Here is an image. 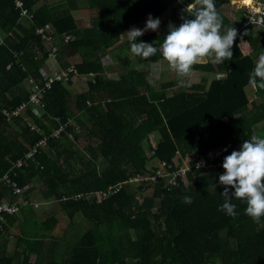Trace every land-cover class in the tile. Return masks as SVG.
I'll use <instances>...</instances> for the list:
<instances>
[{
    "label": "trees",
    "instance_id": "obj_1",
    "mask_svg": "<svg viewBox=\"0 0 264 264\" xmlns=\"http://www.w3.org/2000/svg\"><path fill=\"white\" fill-rule=\"evenodd\" d=\"M75 1L21 0L17 8L14 0H0V178L9 173L19 188L39 185L37 198L53 200L57 208L43 222L29 207L22 209L23 215L29 213L22 221L7 215L0 264H264V217L254 222L245 214L246 202L235 197V217L219 210L225 199V186L219 184L224 157L252 135L264 137V89L248 94L249 74L264 47V23L239 30L243 18L237 24L218 11L229 0H214L224 27L237 29L232 60L217 64L209 57L193 66L202 74L198 84L156 89L152 66L165 61L160 49L168 25L182 23V9L192 0H84L95 15L80 24L73 15ZM149 14L161 24L137 38L157 48L154 57L143 59L131 52L125 32L134 25L143 29ZM45 26L54 29L46 34L48 47L35 34ZM53 47L58 67L74 72L46 89L48 74L39 70ZM79 77L89 78L87 88L75 93ZM33 87L43 106H29L7 120L4 111L27 101ZM44 137L46 144L35 147ZM217 147L222 149L215 154ZM31 148L36 149L31 158L16 167ZM197 153L212 167L195 170L189 162L186 183L145 180L137 186L125 183L103 200L96 195L146 175L151 155L174 170L176 157L182 163ZM151 188L152 196L145 197ZM30 192L12 197L2 185L0 198L22 204ZM57 215L69 222L81 218L89 227L67 242L56 227ZM13 226L20 235L11 242Z\"/></svg>",
    "mask_w": 264,
    "mask_h": 264
},
{
    "label": "clouds",
    "instance_id": "obj_2",
    "mask_svg": "<svg viewBox=\"0 0 264 264\" xmlns=\"http://www.w3.org/2000/svg\"><path fill=\"white\" fill-rule=\"evenodd\" d=\"M182 12L186 13L180 17L182 23L179 26L169 23L160 49L163 59L178 76L190 77L193 66L204 63L209 57L217 64L232 60L237 29L224 27L214 0H192ZM160 24L159 18L149 14L143 29L132 27L125 32L134 55L143 59L156 55L154 43L137 42V38L149 30L157 31ZM180 83L183 84L184 80ZM249 83L253 88L264 89V53L260 54L249 74ZM200 166L197 165L198 168ZM222 168L225 171L219 175V184L225 186L221 194L225 199L219 210L235 217L238 214L236 205L231 202L235 197L246 202L245 214L259 223L264 217V137L254 134L246 139L239 150H233L224 157ZM229 186L234 189L231 193ZM183 201L191 204L192 198L185 196Z\"/></svg>",
    "mask_w": 264,
    "mask_h": 264
},
{
    "label": "built area",
    "instance_id": "obj_3",
    "mask_svg": "<svg viewBox=\"0 0 264 264\" xmlns=\"http://www.w3.org/2000/svg\"><path fill=\"white\" fill-rule=\"evenodd\" d=\"M14 4L17 8H20L22 6L21 0H14ZM245 11L242 15L243 17V22H242V27L245 26H257L261 27L264 23V3L257 1L254 3V5L250 7H244ZM21 15L26 16L27 13L26 11H23ZM30 23V22H29ZM54 32L53 27L51 26H45V28H39L35 30V34L39 35L41 38L45 39L46 42H48V36L46 35L47 33ZM70 37H66L65 41H68ZM49 44V43H48ZM50 45V44H49ZM56 57H57V48L53 47L50 50L49 58L47 61H49L50 65L56 62ZM74 70L73 68H69L67 70L60 69L58 67V70L54 72V74H48L47 75V83L45 85L46 89H49L50 86L55 83V82H66L69 78L70 74H73ZM38 90L36 87L31 88L30 94L28 96V100L21 103L17 107V109L7 112L4 111V115L7 117V120H9L11 117L10 116H17L18 114H24L26 110L28 109L29 106H43L40 103V99L38 97ZM28 118H25L27 121ZM33 127L31 126V129ZM63 128L60 127L56 130H53L52 135L57 136L60 131ZM71 139L72 136L69 134L68 135ZM46 144V138L44 137L40 141L35 144V147L39 146H44ZM36 151L35 148H31L25 155V158L22 160L17 161L15 164L16 167H21L23 164L24 160L30 159L32 154ZM192 156V155H191ZM188 164L187 166H183L182 163L179 162V166L174 165V167H177L178 169L172 170L173 168L171 165H169L167 162H160L157 160L153 159V156L151 155L148 159V165L149 167L147 168V174L142 175V176H137L128 179L125 182L115 184L113 186H108L104 191L102 192H97L96 195L100 200H103L115 193H117L120 189L121 186L125 183H133L132 181L135 182H140L142 183L143 181L151 182V183H156L159 181H164L166 184H175L178 179H182L183 177L186 176V173L191 171L190 163L189 162H194V169L195 170H201V169H209L212 167L211 164L207 163L205 160V157L202 154H194L193 157H190V161H187ZM182 164V165H181ZM201 165L199 168L197 165ZM6 186L7 191L10 192L12 197H22L23 193L25 192L26 188H19L17 186V183L13 181L9 177V173L4 174L0 178V188L1 186ZM28 200H22V204H16L15 201L12 200H6L3 198H0V234L3 233L4 231V225L6 224V216H14L18 215L20 213V210L25 207H34V208H39L41 205L45 204L44 202H39L33 198L32 196H29ZM88 197V196H87Z\"/></svg>",
    "mask_w": 264,
    "mask_h": 264
},
{
    "label": "rangeland",
    "instance_id": "obj_4",
    "mask_svg": "<svg viewBox=\"0 0 264 264\" xmlns=\"http://www.w3.org/2000/svg\"><path fill=\"white\" fill-rule=\"evenodd\" d=\"M230 1L232 2V5L231 6L229 5L230 8H227V7L223 8L224 10H226L229 13H234L235 12L234 8L239 10V8H241L242 6L250 7V6L254 5L253 0H246L245 5H242L240 3L243 0H230ZM75 4H76L77 9H75L73 11V15H74L76 21L78 22V24H80L82 22V20H87V21L90 20L95 15L94 13L91 12L92 10L88 9V6L84 0H76ZM224 10H223V12H225ZM168 15H169V13L167 12L165 14V16H168ZM145 19H147V18H145ZM132 27L140 28L139 26H135V25ZM132 27H130L128 30H130ZM45 44H46L45 45L46 47L49 46L48 42H45ZM115 46L119 47L120 46L119 42H117ZM104 60L107 61L106 59H104ZM161 63H163L162 64V66H163L162 71H160V73H158V71H159L158 69H159ZM161 63L159 62V63H157V65L152 66V71L156 74V76H154L152 79V80H154V83L156 84V89H158L159 86L162 84H167V83L175 84L177 82L180 83L181 80H184V83L181 85L182 87H185L186 85L198 84L201 80L200 77H202L201 76L202 74H200V73H196V76L194 73H192L190 75V77H180V76H178V74L175 73L176 72L175 70H173L172 68H170L168 66L166 61L165 62L161 61ZM104 64H106V62H104ZM116 64L120 65L121 63L118 62ZM57 70H58V64L57 63H53L52 65H50L49 61L46 60L45 64L43 65V68H41L39 70V75L46 76L47 74H49V75L54 74V72ZM177 77H179V80H177ZM107 78H114V77L109 76V74H108ZM88 79L89 78H87V77H79L78 81L75 82L74 87H73L75 93H81L82 90H86ZM210 81H211V79L208 80V82H210ZM175 89L176 88H174L172 90H168V95L170 96L171 93ZM27 121L29 122L28 119H27ZM153 139H154V141H156L158 139L157 133L153 134ZM88 141H90V140H88ZM80 144H81V146H83L82 150H84V148L87 145L86 141L84 139H81ZM88 144H90V142H88ZM220 149H222V148L217 147V148H215V150L213 152L215 154H218L220 152ZM85 155L88 158L87 153H85ZM193 155L191 157H193ZM173 163H174V165L179 166V157H176L174 159ZM182 164H183V166H187L188 162L184 161V163H182ZM97 165L99 166V163ZM148 167H149V165H147V168ZM182 180L185 183L187 182L186 177H183ZM132 182L133 183H130V184H134V186H137L140 183V182H135V181H132ZM32 188H34V191H32V193H30V194L33 195V198H37L36 194L39 192L38 189H41V188L40 187H34L33 184H32ZM152 192H153L152 188L148 189V190L144 191V196L145 197H151ZM37 200L39 202L43 201V199H40V198H37ZM48 204H47L48 206L46 209L34 208L32 206H30L29 208H30L31 212H33L35 217L39 218L41 221H44L49 216V215H45V212H48L50 209V206L54 205V201L52 200V201H50V203L48 201ZM22 209L20 210V213L17 215L18 221H22L24 216H26L27 218L29 217V213L26 214V212H25V214L23 215ZM55 210H57L56 207H55ZM56 217L59 220V222L56 225L57 229H59V234L64 235V236H62L63 237L62 240H65V241L70 242V243L75 242L77 239V236L79 237V235L83 234L85 229H87L89 227V225L86 223V221L81 219V218H76L72 222H69V221H66L65 219L61 218V216L57 215ZM11 244L12 243H10V245ZM33 258L34 257L32 256L31 257L32 262L34 260Z\"/></svg>",
    "mask_w": 264,
    "mask_h": 264
},
{
    "label": "crops",
    "instance_id": "obj_5",
    "mask_svg": "<svg viewBox=\"0 0 264 264\" xmlns=\"http://www.w3.org/2000/svg\"><path fill=\"white\" fill-rule=\"evenodd\" d=\"M257 1H260V2H264V0H253V2L255 3V2H257ZM231 3V4H230ZM232 5V2L229 0V4H227V5H225V6H223L222 8H220L218 11L220 12V14H223V16L225 17V18H227V20L228 21H230V22H235V23H239L240 22V19L241 18H243L242 17V15H243V13H244V11H245V9H244V7H246V6H242L241 8H239V10L238 9H235L234 8V10H235V12L234 13H229V12H227L226 10H224L223 8L224 7H227V8H230V6ZM241 5V4H240ZM223 10L225 11V12H223ZM238 10V11H237ZM241 28H242V23L239 25V30H241ZM260 45V44H259ZM258 47V46H257ZM261 53H264V47H261L260 48V51L259 52H257V56H256V60H255V65H256V63L258 62V59H259V56H260V54ZM165 62V61H164ZM161 63V62H160ZM162 64L163 63H161V65H160V70L162 71ZM176 73V72H175ZM192 73H194L195 74V76H196V72H193L192 71ZM191 73V74H192ZM177 74V73H176ZM177 80H179V77H177ZM186 81V80H185ZM252 87V86H251ZM252 90H254V88L252 87L251 88V90H250V88L248 89V94H249V98H250V94H251V92H252ZM34 185V184H33ZM34 187H40V186H38V185H34ZM27 188H29V189H31V192L30 193H32V191H34V188H32V184H29L27 187H26V189ZM39 190V192L41 191V189H38ZM29 196H32L31 194H29ZM38 201V200H37ZM45 204H43V206H41L40 207V209H46L47 208V206L49 205L48 204V201H46V202H44ZM50 203V202H49ZM48 204V205H47ZM57 210H55V206H50V209H49V211L48 212H45V215H49L50 213H55ZM40 222H43V221H41L39 218H37ZM6 225V224H5ZM2 234V236H4V235H7V231H6V229H4V231H3V233H1ZM9 236H8V238H9V241H13V237L14 236H18V235H20V233H19V229L18 228H16V226H13L12 227V229L10 230V233L8 234ZM10 249H11V245H9L8 246Z\"/></svg>",
    "mask_w": 264,
    "mask_h": 264
},
{
    "label": "bare ground",
    "instance_id": "obj_6",
    "mask_svg": "<svg viewBox=\"0 0 264 264\" xmlns=\"http://www.w3.org/2000/svg\"><path fill=\"white\" fill-rule=\"evenodd\" d=\"M244 2H246V0Z\"/></svg>",
    "mask_w": 264,
    "mask_h": 264
}]
</instances>
